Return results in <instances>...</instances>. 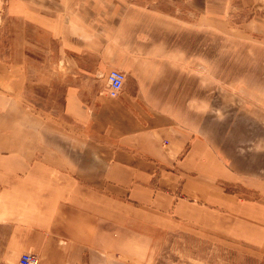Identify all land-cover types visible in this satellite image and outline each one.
<instances>
[{"label": "crops", "instance_id": "crops-1", "mask_svg": "<svg viewBox=\"0 0 264 264\" xmlns=\"http://www.w3.org/2000/svg\"><path fill=\"white\" fill-rule=\"evenodd\" d=\"M235 2L0 0V264H162L174 235L221 231L264 252V160L233 155L248 128L233 139L155 91L185 88L182 64L153 59L174 56L179 8L210 29ZM112 70L135 78L118 97L93 80ZM61 72L58 131L36 106Z\"/></svg>", "mask_w": 264, "mask_h": 264}, {"label": "rangeland", "instance_id": "rangeland-1", "mask_svg": "<svg viewBox=\"0 0 264 264\" xmlns=\"http://www.w3.org/2000/svg\"><path fill=\"white\" fill-rule=\"evenodd\" d=\"M249 2L236 0L233 8L224 14L225 19L217 20L216 25H211L210 29L208 24H201L200 29L196 24L194 27V14L185 8L176 9L177 15L190 22L179 26L184 31L179 29L169 36L172 38L169 44H174L173 48L170 47L174 50V56L153 59L170 61V66H173L172 62L182 64L185 68V88L155 91L175 100L182 96L190 103L196 100L193 106L195 117L196 109L200 110L199 117L210 115L211 119L217 121L218 129L224 130L227 127V130H233V139L240 136V129L248 128L249 143H236L233 155L242 149L246 150L245 147L255 148L260 150V159L264 160V25L245 24L264 15V0H260V9L247 5ZM160 44L163 48L166 42L162 40ZM61 73L52 94L39 100L42 104L36 106L42 116H49V113L56 115L58 131L65 126L61 121L63 119L58 118L63 107V82L66 80L65 74ZM125 74L127 83L135 81L134 77ZM108 75L101 78V74H98L93 80H104L107 86ZM173 75L169 79L175 80L176 77L181 80L182 74ZM197 79L200 80L199 85ZM74 80H80V74H74ZM190 103L178 105V108L186 107L187 112V104ZM52 116L49 118L55 119ZM162 264H264V252L223 231L215 235L202 234L199 239L174 235L164 250Z\"/></svg>", "mask_w": 264, "mask_h": 264}, {"label": "built area", "instance_id": "built-area-1", "mask_svg": "<svg viewBox=\"0 0 264 264\" xmlns=\"http://www.w3.org/2000/svg\"><path fill=\"white\" fill-rule=\"evenodd\" d=\"M126 74L120 70H112L108 75V93L111 97H118L124 89ZM20 264H39L35 254L26 253L20 259Z\"/></svg>", "mask_w": 264, "mask_h": 264}]
</instances>
